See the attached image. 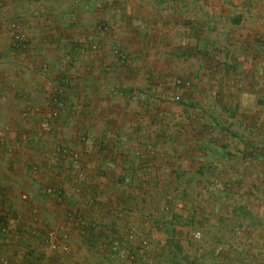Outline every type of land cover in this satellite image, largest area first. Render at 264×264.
<instances>
[{"label": "crops", "instance_id": "0c3cea01", "mask_svg": "<svg viewBox=\"0 0 264 264\" xmlns=\"http://www.w3.org/2000/svg\"><path fill=\"white\" fill-rule=\"evenodd\" d=\"M260 28L264 0H0V264H264Z\"/></svg>", "mask_w": 264, "mask_h": 264}, {"label": "built area", "instance_id": "2783aa9c", "mask_svg": "<svg viewBox=\"0 0 264 264\" xmlns=\"http://www.w3.org/2000/svg\"><path fill=\"white\" fill-rule=\"evenodd\" d=\"M18 40L23 42V44L27 41L25 36L23 34L18 35ZM65 82L69 83V79L65 80ZM180 96H176L177 100H180ZM66 101L62 98V94H61V90H59L57 93H55L50 101H49V111L42 113L41 117H43L45 120L50 119V118H57L59 117V114L61 112V109H63L66 106ZM51 110V111H50ZM28 113H31L32 111H27ZM40 112V111H39ZM47 130H51V126L47 125L46 126ZM48 193L51 194H61V191L55 190L53 188H49L47 190ZM3 215H4V211L0 208V225L4 226V222H3ZM52 236V235H51ZM201 236V232L198 231L195 233V237H200Z\"/></svg>", "mask_w": 264, "mask_h": 264}, {"label": "rangeland", "instance_id": "374dc122", "mask_svg": "<svg viewBox=\"0 0 264 264\" xmlns=\"http://www.w3.org/2000/svg\"><path fill=\"white\" fill-rule=\"evenodd\" d=\"M256 33L257 35H260L261 37H263L264 36V28H260L259 30H257V31H254V30H252L251 31V33ZM255 37V36H254ZM26 38V37H25ZM251 39H253V38H251ZM255 39L258 41V39H257V37H255ZM254 39V40H255ZM26 40H27V38H26ZM27 42V41H26ZM139 49H140V51L143 49V47H139ZM142 54V53H141ZM148 56V54L146 53V55H145V58ZM48 66V65H47ZM41 67H43V70H44V72L46 73V72H48L47 71V68L46 67H44L43 65L41 66ZM45 68V69H44ZM68 78H67V75L66 74H64V76L62 77V80H61V82H60V84L56 87V89L51 93V95H49L48 97L51 99V97L55 94V93H57L59 90H63L64 91V93L66 92V89H67V87L69 86V84L70 83H67V82H65V80H67Z\"/></svg>", "mask_w": 264, "mask_h": 264}]
</instances>
